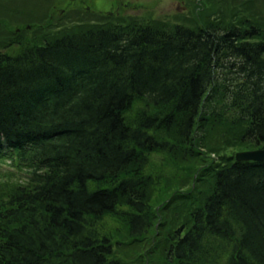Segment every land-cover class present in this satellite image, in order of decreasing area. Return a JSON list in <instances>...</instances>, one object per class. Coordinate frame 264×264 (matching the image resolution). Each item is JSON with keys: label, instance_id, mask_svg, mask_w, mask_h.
Listing matches in <instances>:
<instances>
[{"label": "trees", "instance_id": "16d2710c", "mask_svg": "<svg viewBox=\"0 0 264 264\" xmlns=\"http://www.w3.org/2000/svg\"><path fill=\"white\" fill-rule=\"evenodd\" d=\"M102 19L0 50V264H264V2Z\"/></svg>", "mask_w": 264, "mask_h": 264}, {"label": "rangeland", "instance_id": "374dc122", "mask_svg": "<svg viewBox=\"0 0 264 264\" xmlns=\"http://www.w3.org/2000/svg\"><path fill=\"white\" fill-rule=\"evenodd\" d=\"M239 2L240 0L235 2L234 0H0V50L16 53L21 47L15 45L13 41L20 40L28 43L32 39L40 38L39 29H43L47 33L50 31L55 33L66 27L73 28L91 20H100L102 16L108 17V19H102L107 23L131 15L134 18L139 17L148 21L162 20L170 24L174 21H185L187 24L196 25L199 22L207 21L210 16L214 19L218 13L226 15L227 9ZM47 17L53 19L52 27L45 22ZM38 22L41 25L36 24ZM3 23H8V26ZM7 45L9 48H5ZM26 173L24 167H19L10 159L4 158L0 161V184L23 181L27 178ZM196 178V176L193 177L194 181ZM190 188L191 186L182 190ZM173 211L175 209L171 208L164 215L161 214L162 219L166 220L167 214H171ZM158 216L160 215L158 214ZM162 219L159 218L155 227L154 242L151 244L153 248L166 242V237L169 234L159 228ZM104 227L105 230L113 229L117 235L124 233V229L112 219H109ZM127 244V242H122V245ZM122 245L118 244L121 250L122 247H125ZM118 247H116L117 250ZM141 249L145 248H140L137 252L132 251L133 253L128 249L121 251L127 258L124 259L121 254L125 264H143L144 260L143 262L138 259L133 260L138 253L147 252V250L143 252Z\"/></svg>", "mask_w": 264, "mask_h": 264}, {"label": "water", "instance_id": "95a60500", "mask_svg": "<svg viewBox=\"0 0 264 264\" xmlns=\"http://www.w3.org/2000/svg\"><path fill=\"white\" fill-rule=\"evenodd\" d=\"M238 162H264V149L243 151L236 154Z\"/></svg>", "mask_w": 264, "mask_h": 264}]
</instances>
